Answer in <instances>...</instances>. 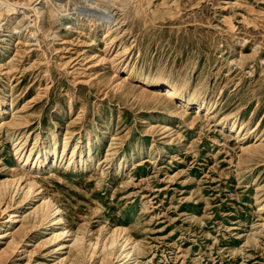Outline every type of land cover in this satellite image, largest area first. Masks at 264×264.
Returning <instances> with one entry per match:
<instances>
[{
	"label": "rangeland",
	"instance_id": "374dc122",
	"mask_svg": "<svg viewBox=\"0 0 264 264\" xmlns=\"http://www.w3.org/2000/svg\"><path fill=\"white\" fill-rule=\"evenodd\" d=\"M4 96L0 264H264V0H0Z\"/></svg>",
	"mask_w": 264,
	"mask_h": 264
},
{
	"label": "bare ground",
	"instance_id": "6f19581e",
	"mask_svg": "<svg viewBox=\"0 0 264 264\" xmlns=\"http://www.w3.org/2000/svg\"><path fill=\"white\" fill-rule=\"evenodd\" d=\"M95 1V0H94ZM5 1H3L4 3ZM2 3V2H1ZM2 3V5H3ZM8 3V2H7ZM6 5V4H5ZM4 5V6H5ZM10 6L9 4L7 5V7ZM6 7V6H5ZM11 9V8H10ZM98 26L100 28H102V31H104L105 33H103L104 35H106V32H108L107 30L110 28V22L107 21L105 23H99ZM103 37V36H102ZM107 37V36H106ZM110 38V37H109ZM103 41V40H102ZM109 41V39H108ZM104 44V43H103ZM9 46V43L6 44V48H8ZM106 46V45H104ZM108 47V46H107ZM106 51V50H105ZM117 54V53H116ZM117 56V55H116ZM114 57V56H113ZM104 59V58H103ZM112 61V60H111ZM110 61V62H111ZM113 62V61H112ZM111 62V63H112ZM114 66V65H113ZM115 67V66H114ZM122 70V75L128 77L130 76L133 72L131 69H128L127 67H124L121 69ZM123 76V77H124ZM122 77V78H123ZM139 80L145 84V85H154V87L161 91L166 97L170 98V99H174L176 100L181 106H187V105H191L193 104L195 107L197 108H200V107H204L205 103H204V99H201L199 101H195V100H192L191 98L188 99L186 98L183 94H181L178 90V88L176 87V85L170 83V82H166V81H157V80H152V79H149V78H142V77H139ZM118 81V79H117ZM116 82V81H115ZM7 97L4 96L2 98H0V115H3L6 110H7ZM10 104V103H9ZM10 113V111H9ZM3 120V119H2ZM235 122V121H234ZM233 123L230 124V126H232ZM233 129V127H232ZM238 129V128H237ZM236 132V131H235ZM262 137V136H260ZM17 141V140H16ZM15 141V142H16ZM19 141V140H18ZM54 139L53 138H44L42 139V141L39 143V145L36 147L35 151H33L32 155H31V151L33 150L32 148H30L29 151H27V156L23 155V159H20L19 156L21 155V153L23 152V149H22V144L20 145V142H17V143H14L13 145V150H14V153L16 154V159L18 160V165L24 167V166H27L28 164L32 163V165H36V166H39V165H43L44 162L47 160L48 158V155H49V146L52 147V151L54 150ZM52 144V145H51ZM86 144H87V151H89V141L88 139L86 140ZM64 145H62V149H64ZM33 154H34V157H33ZM71 154H74L73 153V150H71ZM70 154V155H71ZM82 154V153H81ZM89 153L87 152V155ZM80 156V160L78 162V165L79 166H82V164L84 163V160H82L83 158H81V155ZM53 157V156H52ZM71 157V156H70ZM72 158V157H71ZM53 159V158H52ZM31 165V164H30ZM45 166V165H44ZM73 166H76V163L73 164ZM30 168V167H29ZM24 179V178H23ZM12 180H6L2 183H0V197L1 195L5 192V189L8 187V185H10ZM14 186H15V183H14ZM25 186V189L23 190V193L24 194H27V193H30L32 191V187H31V183L28 181L26 182V184L24 185ZM12 188V187H11ZM11 188H10V191H11ZM17 188V187H15ZM14 188V189H15ZM7 190V189H6ZM13 192V191H12ZM9 194V192H6ZM17 193V192H16ZM11 194V192H10ZM9 196V195H8ZM29 196V194L27 195ZM34 196V195H33ZM35 197V196H34ZM26 198V196H25ZM3 201V200H2ZM33 201V200H32ZM39 204L36 205V203L34 205H32V208H31V213H33V215H37L40 219L44 218L48 221V224L50 226H53L55 225L58 220L60 219V217L57 215L56 211H57V208L55 207V205H53L51 203L50 200L42 197L39 201ZM1 208V207H0ZM58 212V211H57ZM12 215H14V213H12ZM12 215H10L8 217V219H11L12 218ZM14 218V217H13ZM18 217H16L17 219ZM15 220V218H14ZM32 221V220H31ZM44 222V221H43ZM56 226V225H55ZM8 230V229H7ZM54 230L51 229V232H52V235L53 237H56L58 235H60V233H55L53 232ZM123 231V230H122ZM124 232V231H123ZM120 233V232H119ZM122 234V233H121ZM120 234V235H121ZM119 235V234H118ZM117 236V232L115 230H113L109 236H108V239H107V243H103V250L107 251V250H112L115 252V253H118V257L119 256H122V257H125V256H129L132 249L134 248V242L131 243L132 241L130 240L129 236L126 235L125 233L122 234L121 236ZM75 239L73 240L74 243H77L78 241H80L77 237H74ZM57 239V238H56ZM59 239V238H58ZM10 243V246L12 247V249L14 248L13 252L17 250V242L14 241L13 239H10L9 241ZM131 243V244H129ZM58 245V244H57ZM8 248V247H6ZM3 250V249H2ZM4 251V250H3ZM18 251V250H17ZM103 251V252H104ZM134 251V250H133ZM113 252V253H114ZM3 253V252H2ZM6 253V252H5ZM108 252H106L107 254ZM114 253V255H115ZM105 255V254H104ZM126 259V258H125ZM135 262V261H134Z\"/></svg>",
	"mask_w": 264,
	"mask_h": 264
}]
</instances>
